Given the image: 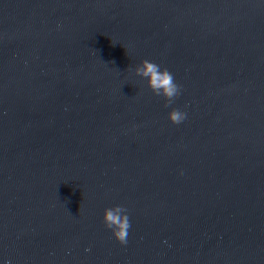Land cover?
<instances>
[{
	"label": "water",
	"instance_id": "95a60500",
	"mask_svg": "<svg viewBox=\"0 0 264 264\" xmlns=\"http://www.w3.org/2000/svg\"><path fill=\"white\" fill-rule=\"evenodd\" d=\"M0 264H264V0H0Z\"/></svg>",
	"mask_w": 264,
	"mask_h": 264
},
{
	"label": "clouds",
	"instance_id": "9594fccd",
	"mask_svg": "<svg viewBox=\"0 0 264 264\" xmlns=\"http://www.w3.org/2000/svg\"><path fill=\"white\" fill-rule=\"evenodd\" d=\"M135 71L145 78L147 87L154 94L165 98L166 104L179 95V85L174 81L173 75L167 69H162L159 64L141 60ZM167 119L173 124H179L185 119V113L172 108L167 113ZM101 219L104 226L111 231L112 237L121 244L125 243L130 228L127 210L120 205L105 208Z\"/></svg>",
	"mask_w": 264,
	"mask_h": 264
}]
</instances>
